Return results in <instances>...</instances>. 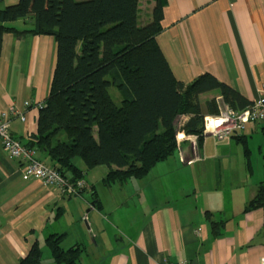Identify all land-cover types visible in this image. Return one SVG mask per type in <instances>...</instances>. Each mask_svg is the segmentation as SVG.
<instances>
[{
	"label": "crops",
	"instance_id": "1",
	"mask_svg": "<svg viewBox=\"0 0 264 264\" xmlns=\"http://www.w3.org/2000/svg\"><path fill=\"white\" fill-rule=\"evenodd\" d=\"M17 1L0 0V7ZM154 6L141 0L142 25L151 22ZM161 23L157 41L178 80L189 83L211 73L251 101L261 96L264 0H167ZM14 25L28 27L23 20ZM56 61L54 37L4 35L0 114L12 105L26 113L25 121L10 120L13 136L24 145L37 132ZM214 97L221 98L219 89L200 100ZM25 101L31 103L27 108ZM261 126L235 134L246 135L249 156L238 136L207 135L198 148L194 137L181 132L178 149L146 177L105 185L108 168L99 166L85 173V188L70 195L26 177L22 161L0 141V262L19 264L38 243L43 263L56 264L46 240L60 234L64 249L82 248L79 264H258L264 259V208H244L264 180ZM38 157L54 166L45 152ZM209 217L220 222L217 234Z\"/></svg>",
	"mask_w": 264,
	"mask_h": 264
},
{
	"label": "trees",
	"instance_id": "2",
	"mask_svg": "<svg viewBox=\"0 0 264 264\" xmlns=\"http://www.w3.org/2000/svg\"><path fill=\"white\" fill-rule=\"evenodd\" d=\"M153 1L152 20L146 25L140 22L141 0H19L0 7V55L6 33L49 35L57 43L49 95L39 105L37 132L25 146L45 152L72 182L99 166L108 168L105 185L144 178L178 149L181 132L196 137L200 148L207 136L204 119L219 114L221 103L239 111L253 103L211 73L189 83L175 77L157 41L167 0ZM19 20L28 27L17 28L14 22ZM111 86L121 94L119 104ZM214 89L221 98L202 103L200 95ZM253 125H262L264 137L262 121L224 138L238 136L249 156L246 135L235 134ZM260 207L264 180L244 212ZM208 219L217 234L220 222ZM62 237L52 234L46 240L55 263L79 264L82 248L64 249ZM42 254L40 244L34 243L19 264H44Z\"/></svg>",
	"mask_w": 264,
	"mask_h": 264
},
{
	"label": "built area",
	"instance_id": "3",
	"mask_svg": "<svg viewBox=\"0 0 264 264\" xmlns=\"http://www.w3.org/2000/svg\"><path fill=\"white\" fill-rule=\"evenodd\" d=\"M260 91L261 96L244 110L239 111L227 105H222L219 114L206 116L204 119L205 135H212L222 139L244 129L248 123L253 124L264 121V81L261 84ZM29 104V102H25L26 107ZM11 117H20L23 121L27 118L25 112L14 105L9 110L3 111L0 114V141L9 156L17 157L22 161L24 175L28 178L40 179L46 185L54 186L64 194H79L81 189L85 187L84 181L72 182L64 178L54 167L48 166L41 161L38 158L36 147L25 146L13 136L10 129ZM191 140L194 145L198 146L196 137ZM84 219L88 220V215ZM167 264H188V262L182 260ZM258 264H264V259Z\"/></svg>",
	"mask_w": 264,
	"mask_h": 264
},
{
	"label": "rangeland",
	"instance_id": "4",
	"mask_svg": "<svg viewBox=\"0 0 264 264\" xmlns=\"http://www.w3.org/2000/svg\"><path fill=\"white\" fill-rule=\"evenodd\" d=\"M146 6H147V4H145V7ZM109 91H110L113 99L115 100V102L119 104L121 102V100H122V97H121V94H120L119 90L115 86H111L109 88ZM208 138H212V136H208ZM258 147H259V145L255 141V143H254V151H255V153L258 152V149H259ZM75 161L78 164H84L83 161L79 157H77Z\"/></svg>",
	"mask_w": 264,
	"mask_h": 264
},
{
	"label": "bare ground",
	"instance_id": "5",
	"mask_svg": "<svg viewBox=\"0 0 264 264\" xmlns=\"http://www.w3.org/2000/svg\"><path fill=\"white\" fill-rule=\"evenodd\" d=\"M180 135V134H179Z\"/></svg>",
	"mask_w": 264,
	"mask_h": 264
}]
</instances>
